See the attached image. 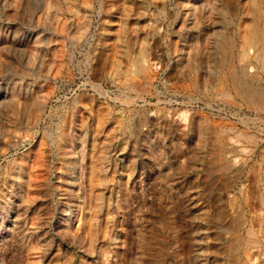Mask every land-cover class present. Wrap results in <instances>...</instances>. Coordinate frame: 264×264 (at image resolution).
I'll return each mask as SVG.
<instances>
[{
	"label": "rangeland",
	"instance_id": "obj_1",
	"mask_svg": "<svg viewBox=\"0 0 264 264\" xmlns=\"http://www.w3.org/2000/svg\"><path fill=\"white\" fill-rule=\"evenodd\" d=\"M0 264H264V0H0Z\"/></svg>",
	"mask_w": 264,
	"mask_h": 264
},
{
	"label": "bare ground",
	"instance_id": "obj_2",
	"mask_svg": "<svg viewBox=\"0 0 264 264\" xmlns=\"http://www.w3.org/2000/svg\"><path fill=\"white\" fill-rule=\"evenodd\" d=\"M73 152H74V146H70V147L68 148L67 153H73Z\"/></svg>",
	"mask_w": 264,
	"mask_h": 264
}]
</instances>
